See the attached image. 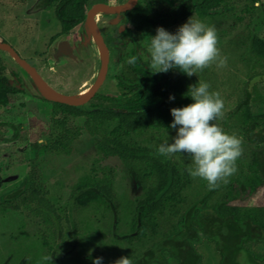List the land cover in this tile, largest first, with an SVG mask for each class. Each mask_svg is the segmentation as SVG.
<instances>
[{
	"label": "trees",
	"instance_id": "16d2710c",
	"mask_svg": "<svg viewBox=\"0 0 264 264\" xmlns=\"http://www.w3.org/2000/svg\"><path fill=\"white\" fill-rule=\"evenodd\" d=\"M93 1L96 0H41L40 5L50 10L56 20V35L65 36L84 24L88 2ZM239 10L262 16L260 0H138L131 11L122 13V24L111 34L120 49L115 73L110 75L109 71L105 79L113 81L116 93L98 92L81 107L55 103L69 118H81V125L71 127L66 118L60 119L55 133L51 132L42 144H34L54 156L71 157L76 139H92L95 159L70 187L64 207L71 206L70 212L64 209L59 213L37 166H32L20 186L3 198L9 210L22 217V225L31 224L42 239L41 252L34 254L33 264H92L97 257H103V264H112L111 259L124 257L126 252L133 264H203L196 247L203 242L213 245L217 264H264L252 250L264 241V205H248L238 199L242 193L252 194L264 185V150L253 152L249 163L239 157L237 171L229 182L209 190L205 180L188 174L190 164L186 160H172L158 155V148L150 150L126 141L139 131H174L169 127L173 121L170 109L193 102L186 96L189 85H194L189 77L172 70L154 74L149 54L133 33L156 35L158 27L168 30L191 17L215 24ZM25 24L32 29L30 22ZM245 42L248 48L241 52L240 61L249 79L251 72L264 70V41L249 32L244 40L233 45L229 42L228 47L239 50ZM134 55L138 57L136 64H128ZM5 58L0 52L2 106L18 93L3 74ZM111 65L112 61L109 69ZM208 78L202 76L206 83ZM252 91L246 83L234 112L227 118L235 117L231 126L239 134L264 141V128L256 131V118L243 111L251 102ZM170 96L175 99L170 101ZM102 159L121 161L140 171L143 190L133 203L122 199L116 189V168L110 164L98 166ZM197 181L202 188L193 199H187L186 191L193 184L198 190ZM84 235L93 242L102 240L101 253L84 252Z\"/></svg>",
	"mask_w": 264,
	"mask_h": 264
},
{
	"label": "rangeland",
	"instance_id": "374dc122",
	"mask_svg": "<svg viewBox=\"0 0 264 264\" xmlns=\"http://www.w3.org/2000/svg\"><path fill=\"white\" fill-rule=\"evenodd\" d=\"M260 6L261 17H258L259 14L256 16L251 11L239 10V12H230L218 23H206L210 26L214 25L216 28L217 47L221 55L227 57V66L220 68L213 64L189 77L195 85L199 80L207 79L209 76L208 83L213 84L210 88L214 92H219L224 101V115L214 122L226 133L243 138V151L240 158L244 159L246 163L250 162L253 152L258 153L264 150V141L250 139L256 136L249 137L246 136L247 134H239L231 126V123L236 121L235 117L229 119L227 116L234 112L237 102L241 98L244 85L249 83L253 77L263 75L264 70L251 72L248 79V72L240 61L241 52L248 48V44L245 42L239 50H237L238 47L234 50L230 49L228 45L229 42L233 45L236 41L244 40L249 32L264 41V0H260ZM40 8V0H0V42L10 44L22 57L34 61L39 71L46 76V80L57 93L76 98L77 94H80L84 88L91 87L98 77L101 67L98 48L93 37L87 34L88 28L81 24L63 36V40L68 41L74 49V58L59 57L58 60H55L53 50L57 41L51 43V39L58 33L59 27L52 13L39 10ZM117 16L122 18V14ZM115 17V14L102 13L97 22L109 47L110 62L112 61L111 69L108 70L110 75L115 73L116 55L120 52L119 46H115L116 41L112 39L111 34L113 29L123 22V18L117 20ZM188 20L180 22L167 31L175 34L177 29ZM26 21L30 22L31 30L28 29L29 25L25 24ZM133 35L146 51L149 46L147 37L155 36L150 33H133ZM230 50L233 51V54ZM1 53L10 57L3 52ZM4 66V76L13 79L11 71L18 70L15 62L6 58ZM172 71L174 74L182 73L178 69ZM23 78L26 83L23 91L16 93L13 101L7 105H0V121L5 123L0 128V264H33L32 258L34 254L41 252L42 244V239L34 233L31 224L22 225L24 222L22 217L9 210L10 205L5 203L4 196L9 191L19 187L29 169L32 166H37L42 174L41 177L44 179V184L51 192L52 201L61 213L65 209V201L69 195L70 187L88 171L95 159L92 139L87 136L76 139L75 152L71 157L54 156L42 147H34L35 143L42 144L46 137L57 129L60 119L66 118L71 127L81 125L83 120L81 118H69L67 113L55 104L56 102L43 97L35 85L33 86L28 82L24 75ZM215 87H217L216 90ZM251 91V102L243 111H246L250 118H256L258 127L255 130L258 131L264 128V118H260L264 115V82L254 84ZM109 93H116V87L111 80L105 81L99 91V94ZM175 135L176 130H145L130 135L126 141L135 144V146L152 150L158 148L165 141L169 140L171 143ZM176 155L168 158L180 160V162L182 159L186 160L191 166V157L181 153H176ZM106 164L116 168L115 181L119 195L125 201L133 203L134 198L141 195L143 190L144 180L140 171L135 167L122 165L121 161L114 159H102L98 166ZM197 179L200 178L197 177ZM190 182L192 183V181ZM197 182H199L198 190L194 189L195 185L193 184L191 189L186 191L187 199H193L199 189L202 188V183ZM238 199L241 203L246 202L248 205H264V185L252 194L247 191L242 193ZM70 208L71 206L66 207L65 212H70ZM83 239L86 243L84 252L101 253V239H94L93 242L86 235L83 236ZM196 247L203 264H217L218 257L212 244L203 242ZM252 250L262 257L261 261H264V241L255 244ZM113 261L115 260L111 259V263Z\"/></svg>",
	"mask_w": 264,
	"mask_h": 264
},
{
	"label": "clouds",
	"instance_id": "9594fccd",
	"mask_svg": "<svg viewBox=\"0 0 264 264\" xmlns=\"http://www.w3.org/2000/svg\"><path fill=\"white\" fill-rule=\"evenodd\" d=\"M147 38L150 68L154 74L178 69L191 77L213 64L220 68L227 66V57L222 56L217 47L215 26L193 17L175 34L158 27L156 35ZM137 59V56H131L127 63L135 65ZM209 88L210 85L203 80L189 85L186 96L193 102L170 109L173 121L169 127L176 130V135L171 143L168 140L159 145L157 154L170 157L181 153L191 157L188 174L205 180L208 189L215 190L221 183L227 184L237 171L236 161L242 155L243 138L226 133L214 122L224 115V101L219 92H210ZM174 99V96L169 97L170 101ZM92 264H103V257L95 258ZM112 264L133 262L122 256Z\"/></svg>",
	"mask_w": 264,
	"mask_h": 264
},
{
	"label": "water",
	"instance_id": "95a60500",
	"mask_svg": "<svg viewBox=\"0 0 264 264\" xmlns=\"http://www.w3.org/2000/svg\"><path fill=\"white\" fill-rule=\"evenodd\" d=\"M137 1L138 0H126V1L124 0L122 2H116L110 0H96L93 1V3L88 2L89 8L87 9L85 14L84 26L88 28L87 34L93 37V40L100 48L101 67L95 83L91 86V90L89 94L84 98L76 99L74 97H68L57 93L43 80V78L37 73V71L33 67H31L27 62H25L23 59H21L18 56V54L9 44L5 42H0V52L9 55L12 58V60L27 73L31 78V80L33 81L34 85H37L38 88L45 93L47 99H49L52 102L64 104L67 106L81 107L85 105L87 102H89L100 91L107 77L108 69H109V62H110L109 49L106 45L101 29L97 23L98 22L97 12L99 11L100 7L107 6L110 7L115 12H119V13H114L115 16L117 17L118 14L131 11L136 6ZM120 30L121 29H119V31ZM62 45H64L67 49L65 53L62 52L61 50ZM53 57L55 60H58L59 57H67L73 59L74 58L73 49L71 48V46L67 41L63 40L59 42L57 47L54 48ZM260 82H264V74L253 77V79L249 81L248 87L251 88V86Z\"/></svg>",
	"mask_w": 264,
	"mask_h": 264
},
{
	"label": "flooded vegetation",
	"instance_id": "af4514ba",
	"mask_svg": "<svg viewBox=\"0 0 264 264\" xmlns=\"http://www.w3.org/2000/svg\"><path fill=\"white\" fill-rule=\"evenodd\" d=\"M40 4H41V0H40ZM41 6V5H40ZM39 10H43V11H47V12H51L50 10H48L47 8H43L42 6H41V8L39 9ZM33 26V25H32ZM119 29H121L120 30V33L122 32V28L120 27ZM103 34V37H104V39H105V42H106V45H107V47H108V44H107V40H106V37L104 36V33H102ZM63 36L64 35H61V34H59V35H54V37H52V39H51V43H54V42H56L55 44H56V46L55 47H57V45L59 44V42H61L64 38H63ZM68 42V41H67ZM124 42H127V40H125ZM6 43V42H5ZM69 43V42H68ZM8 44V43H7ZM10 45V44H9ZM70 45V44H69ZM11 46V45H10ZM71 46V45H70ZM12 47V46H11ZM13 48V47H12ZM72 48V47H71ZM14 49V48H13ZM73 49V48H72ZM108 49H109V47H108ZM15 50V49H14ZM74 50V49H73ZM15 52L18 54V56L21 58V59H23L25 62H27L31 67H33L36 71H37V73L43 78V80L52 88V85L49 83V81H47L46 80V76L43 74V73H41L40 71H39V69H38V67L35 65V62L34 61H32V60H30L29 58H25V57H22L18 52H17V50H15ZM74 52V51H73ZM62 54V53H61ZM4 57H6V56H4ZM7 58V60L9 59V60H11V61H13L12 59H11V57H6ZM5 58V59H6ZM4 59V60H5ZM109 59L111 60V58H110V55H109ZM4 60H3V71H4V69H5V66H4ZM110 63V62H109ZM16 64V63H15ZM16 66H17V68H18V70L17 71H11V74H12V77H13V79H9L8 77V80L10 81V82H12L11 83V85L14 87V88H16L17 90H18V92H21V91H23V89H24V87L26 86L25 84V81H24V78H23V75L26 77V80H28V82H30L33 86H34V83H33V81L31 80V78L29 77V75L23 70V69H21V67L19 66V65H17L16 64ZM36 88V87H35ZM3 124H5V123H3ZM3 124L0 126V128L3 126ZM1 139V138H0Z\"/></svg>",
	"mask_w": 264,
	"mask_h": 264
},
{
	"label": "bare ground",
	"instance_id": "6f19581e",
	"mask_svg": "<svg viewBox=\"0 0 264 264\" xmlns=\"http://www.w3.org/2000/svg\"><path fill=\"white\" fill-rule=\"evenodd\" d=\"M102 13H105V14H114L115 11H113L110 7L102 6V7H100L99 11L97 12V17H99V15H101ZM95 45L98 48L97 49L98 55H100V48H99V46L96 43H95ZM61 50L64 53L67 51V49H66V47L64 45L61 46ZM35 87L37 88V90L40 91L41 95H43L44 97L47 98V96L45 95V93L42 90H40L37 85H35ZM90 90H91V87L84 88L83 91L80 92V94H77L76 98L80 99L79 97H83V96L86 97L89 94Z\"/></svg>",
	"mask_w": 264,
	"mask_h": 264
}]
</instances>
